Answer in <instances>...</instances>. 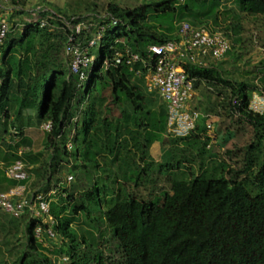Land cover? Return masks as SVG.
<instances>
[{"label": "trees", "instance_id": "16d2710c", "mask_svg": "<svg viewBox=\"0 0 264 264\" xmlns=\"http://www.w3.org/2000/svg\"><path fill=\"white\" fill-rule=\"evenodd\" d=\"M174 2L182 3L179 0H168L164 7L153 8L156 13L174 11ZM235 2L241 12L264 15V0ZM108 11L120 22L114 26L115 33L111 42L107 39L110 30L108 27L112 26L109 25L111 18L107 23L102 21L98 24V29L100 25L104 26L100 40L102 45L98 54L95 52L96 47L89 49V55L94 60L84 81L70 72L67 58L69 76L79 82H86L85 91L90 95L94 94L83 113L81 129L73 140L77 151H81L80 157L74 158V162L79 160V166L83 174H86L89 169L105 172L106 168L102 167L104 160L116 162L122 159L120 168L123 182L114 180L113 184L123 186L124 183L131 182L137 187L141 175L146 174L145 168L139 164V161L144 160L146 150L155 141L166 142L167 110L162 99L160 101L147 97L144 93L141 83L144 84L148 74L144 63L137 61L131 65L114 64L113 55L126 48L153 65L155 59L149 58L148 46L175 39L177 30L162 34L147 26V6L122 9L109 4ZM39 13L37 21L26 25L17 39L10 38L9 25L5 39V43L8 39V44L0 57V120L6 128L14 103L17 105L18 116L24 110L36 109L39 123L50 122L51 129L47 132L55 138L63 131L64 115L72 90L71 83L63 78L64 71L60 68L55 70L56 58H50V51L42 50L41 42L38 41L42 29L49 24L47 14L54 12L42 10ZM53 16L64 30L65 48L71 31L60 17L70 20L76 16L66 17L59 13H54ZM42 22H45L44 26L41 25ZM89 33L83 32L78 40L85 45L86 40L92 37ZM183 68L192 78L193 84L197 80L213 79L214 71L210 67L187 64ZM221 82L230 87L240 101L239 106L234 109L254 129L258 127L264 131V113L249 109L251 93L248 92V86L243 83L238 86L226 80ZM106 86L111 87L112 102L121 108L116 123L109 119L110 105L105 104L103 97L98 95L100 88ZM148 92L158 95L154 91ZM8 131V144H12L14 136L19 137L22 133L15 126ZM192 133L171 145L167 155L175 159L178 152L177 159H186L183 156V144L190 143ZM49 141L58 152L54 139L50 138ZM249 148L255 149L253 144ZM18 151L11 163L22 159V154L28 150L24 148L21 154ZM63 151L67 158L65 145ZM56 158V153L51 154V161ZM250 159L246 157L244 167L247 171L251 167L248 162ZM30 161L34 162L35 159ZM51 161L49 167L53 169ZM179 164V160L175 165L173 162L167 164L170 168L171 192L163 193L161 200H140L133 192L110 187L107 178H101L102 183L99 185L96 178L89 177L91 185L83 193L85 199L73 207L70 216L66 214V203L73 202V196L60 191L56 197L57 202L50 204V215L54 221L52 229L56 237L61 235L67 239L70 244L69 252L74 253L80 243L71 227L73 216L79 212L87 215L90 208H100L102 199L109 197L103 216L112 228L123 264H264V163L251 179L238 178L236 174L233 175L232 168L224 167L221 172L227 176L221 173L216 176L194 175L190 170L191 164L186 166L188 176H184V171L178 175L174 172L180 169ZM77 168L74 165L73 169ZM0 181L5 182L8 188L27 182L8 179L2 169ZM250 183L256 192L249 188ZM31 219L28 226L31 247L41 246L42 242L34 237V228L40 224L45 229L46 225L42 219ZM24 260L25 257L22 256L18 264H24ZM97 264H103L101 256H98Z\"/></svg>", "mask_w": 264, "mask_h": 264}, {"label": "rangeland", "instance_id": "374dc122", "mask_svg": "<svg viewBox=\"0 0 264 264\" xmlns=\"http://www.w3.org/2000/svg\"><path fill=\"white\" fill-rule=\"evenodd\" d=\"M165 1L168 0H14L13 2L0 0V16L10 25V38L15 39L19 38L26 25L37 21L40 17V8L66 17H84V21L93 24L94 29L89 33L93 36L100 22L107 23L112 18L108 5L115 4L122 9H139L147 6L146 25L154 28L158 33L176 31L181 22L187 21L194 26H207L213 31L222 33L231 46L222 59L213 61L210 65V69L214 71L212 80L194 81L195 89L200 92V100L194 98L190 108L210 119L213 123L212 129L208 131L205 128V118H203L191 134L190 143L183 144L185 148L183 156L186 159H177L178 152L175 159L167 155L171 145H175L179 138L165 136L166 142L158 141L159 143L151 150L153 155L158 156L157 159L150 155V147H148L144 160L139 161L140 167L145 168L146 174L141 175L138 186L134 187L131 182L120 186L119 183L113 184V181L123 182L120 168L122 159L116 162H111L110 159L104 160L102 167L106 168L105 172L89 169L86 174H83L79 160L74 162V158L80 157L81 151H77L73 140L81 129L83 113L94 94L90 95L85 91L86 82H79L69 76L67 57L63 48L65 33L54 18V13H48L49 24L42 29L38 41L41 42L42 50L50 51V58H56L57 64L54 68L64 71L63 78L71 83L72 90L71 100L64 115L63 131L60 136L54 138L53 134L44 130V123H39L36 109L24 110L21 116H18L15 103L14 108L9 112L6 128L0 120V169L5 170L6 166L15 159L18 150L27 149L28 151L21 156L29 174L25 183L27 196L38 191L43 193L53 191L50 197L51 204L53 201L57 202L56 197L60 191H66V194L73 196V202L66 203V214L72 216L73 207L78 206L85 199L83 193L91 185L89 177L96 178L99 185L102 183L101 178H107L110 187L133 192L140 200L152 201L161 200L163 193L171 192L168 163L173 162L175 165L176 161H180L178 165L180 169L174 172L178 175L184 171V176H188L186 166L191 164L190 170L194 175L216 176L221 173L227 176L226 173L221 172V168L224 167L232 168L233 175L236 174L238 178L249 179L264 163V131L258 127L254 129L246 118L235 111L231 100L236 96L231 92L230 87L221 82L226 80L238 86L240 83L247 85L248 92L251 93L249 109L256 113H264V108L260 110L254 108L256 103L253 102L255 98H264V15L241 12L235 0H184L182 3H172L174 11L156 13L153 7H164ZM108 28L110 30L107 39L111 42L115 27ZM7 44L8 39L3 50ZM101 45L102 43H99L96 47V54L99 53ZM52 69L51 67L50 70ZM1 81L0 78V84ZM147 81L148 79L144 80V84L140 82L145 95L161 101L158 95L148 92ZM98 95L103 97L105 104L110 105L109 119L116 123L121 108L112 102L111 87L100 88ZM13 126L19 128L22 133L19 137L14 136L12 144H8L6 140L9 135L8 129ZM50 138L54 139L58 152L50 144ZM252 144L255 149L249 150ZM63 145L67 149V158L64 156ZM53 153L58 156L55 161L50 159ZM247 156L251 158L248 161L251 166L248 171L244 167ZM30 159L35 161L31 162ZM50 161L53 169L49 167ZM74 165L78 167L76 170L73 169ZM69 176H72L71 180H68ZM248 186L256 192L251 183ZM7 189L6 183L0 181V191ZM105 199H102L100 208H90L87 215L79 212L73 216L71 227L80 243L74 253L69 252L70 244L61 235H57L55 239L42 236L41 246L31 247L28 234V226L32 221L31 214L25 213L20 218H13L0 209V264H18L22 256L25 257L24 264H71L72 262L97 264L98 256L102 257L103 264H123L120 248L112 235V228L103 216V211L109 204V197Z\"/></svg>", "mask_w": 264, "mask_h": 264}, {"label": "built area", "instance_id": "2783aa9c", "mask_svg": "<svg viewBox=\"0 0 264 264\" xmlns=\"http://www.w3.org/2000/svg\"><path fill=\"white\" fill-rule=\"evenodd\" d=\"M183 1L179 0V2ZM42 10L40 8V11ZM83 18L72 17L67 20L60 17L71 31L64 48L69 60L70 72L76 75L80 81H84L88 77V72L94 60V57L89 55V49L99 45L104 30V26L100 25L98 31L86 40L84 45L78 38L83 32H91L93 24L84 21ZM110 21L109 25L112 26L120 22L114 17ZM41 25L44 26L45 22H42ZM8 31L9 24L0 16V57ZM230 48L229 40L222 33L213 31L207 26H194L187 21H183L177 29L175 39L148 46L149 58L155 59L153 65L151 62L145 61L140 55L130 53L126 48L123 51L114 53L113 62L114 64L124 63L127 65L137 61L144 63L148 70V90L156 92L166 105V135L184 138L192 133L205 117L199 111L190 110L188 107L189 101L193 97L194 84L192 78L184 70L183 65L191 64L208 68L210 67V61L222 59ZM253 102L256 103L254 108L259 110L264 108L263 97L255 98ZM231 103L237 108L240 101L237 97H234ZM235 111L237 112V110ZM204 122L205 128L208 131L211 130L213 127L212 121L205 118ZM43 128L49 131L51 123H44ZM13 133L15 134L16 131H13ZM22 151L23 149H20L18 154H21ZM5 175L8 179L18 182L26 181L29 178L22 159H16L8 165L5 168ZM71 179L72 176H69L68 180ZM25 191V183L0 191V209L14 218L30 213L32 218L42 219L46 225L45 229L40 224L36 225L34 237L40 242H43V235L55 239L56 233L52 229L54 221L50 215V197L53 191L47 193L38 191L29 196L26 195Z\"/></svg>", "mask_w": 264, "mask_h": 264}, {"label": "crops", "instance_id": "0c3cea01", "mask_svg": "<svg viewBox=\"0 0 264 264\" xmlns=\"http://www.w3.org/2000/svg\"><path fill=\"white\" fill-rule=\"evenodd\" d=\"M212 62H213V61H210L209 64L211 65ZM147 82H148V81H147ZM199 93H200V92H198V89H195V86H194L193 97H192V99L189 101V104H188V107H189L190 110H194V109H191V108H190V105H191L192 101L194 100V98H195V100H196V99H197V100H200V95H199ZM214 138H215V136H214ZM157 143H159V142H158V141H155V142H153V143L151 144V146H150V155H151L152 157H154V159H157L158 156L153 155V154L151 153V150H152V148L155 146V144H157Z\"/></svg>", "mask_w": 264, "mask_h": 264}]
</instances>
